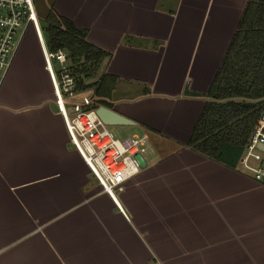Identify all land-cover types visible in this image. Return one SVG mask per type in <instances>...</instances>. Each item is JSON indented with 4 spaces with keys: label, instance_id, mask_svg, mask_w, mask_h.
Segmentation results:
<instances>
[{
    "label": "crops",
    "instance_id": "0c3cea01",
    "mask_svg": "<svg viewBox=\"0 0 264 264\" xmlns=\"http://www.w3.org/2000/svg\"><path fill=\"white\" fill-rule=\"evenodd\" d=\"M248 3L45 1L110 54L102 100L149 145L141 172L104 192L27 33L0 89V264H264V186L187 145Z\"/></svg>",
    "mask_w": 264,
    "mask_h": 264
},
{
    "label": "trees",
    "instance_id": "16d2710c",
    "mask_svg": "<svg viewBox=\"0 0 264 264\" xmlns=\"http://www.w3.org/2000/svg\"><path fill=\"white\" fill-rule=\"evenodd\" d=\"M45 24L42 30L48 50L66 55L77 90H94L95 107L109 108L102 99L111 96L117 79L98 76L110 54L90 44L86 32L52 10L47 12ZM208 98L187 145L236 168L264 107V0H249Z\"/></svg>",
    "mask_w": 264,
    "mask_h": 264
},
{
    "label": "built area",
    "instance_id": "2783aa9c",
    "mask_svg": "<svg viewBox=\"0 0 264 264\" xmlns=\"http://www.w3.org/2000/svg\"><path fill=\"white\" fill-rule=\"evenodd\" d=\"M30 30L35 32L41 44L55 104L63 117L71 144L104 192L115 198L116 192L122 191L124 185L141 172L149 137L143 134L120 140L101 121L97 115L99 107H95L94 90L79 92L66 55L48 50L32 0H0V89ZM238 167L264 186V107Z\"/></svg>",
    "mask_w": 264,
    "mask_h": 264
},
{
    "label": "rangeland",
    "instance_id": "374dc122",
    "mask_svg": "<svg viewBox=\"0 0 264 264\" xmlns=\"http://www.w3.org/2000/svg\"><path fill=\"white\" fill-rule=\"evenodd\" d=\"M32 1L35 5V9H36V13H37V16L40 22V26L42 28H45L46 26L45 17L47 15V11L44 9V4L46 0H32ZM27 45L30 46L31 52L34 51V53L38 54L39 57L41 56L39 45L37 43V40L35 39L34 32L32 30L28 32L25 46ZM129 127L130 126H115V127H109V129L116 136V138L120 140L131 138L134 135L140 136L144 134V132L139 128L130 129Z\"/></svg>",
    "mask_w": 264,
    "mask_h": 264
},
{
    "label": "water",
    "instance_id": "95a60500",
    "mask_svg": "<svg viewBox=\"0 0 264 264\" xmlns=\"http://www.w3.org/2000/svg\"><path fill=\"white\" fill-rule=\"evenodd\" d=\"M97 115L101 119V121L108 127L135 125L129 119L117 114L116 112L104 106H100L97 109Z\"/></svg>",
    "mask_w": 264,
    "mask_h": 264
}]
</instances>
